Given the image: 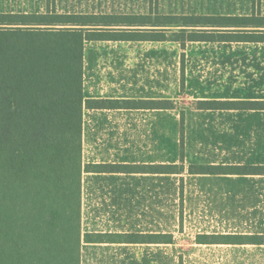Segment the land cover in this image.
I'll return each instance as SVG.
<instances>
[{
    "label": "trees",
    "instance_id": "obj_1",
    "mask_svg": "<svg viewBox=\"0 0 264 264\" xmlns=\"http://www.w3.org/2000/svg\"><path fill=\"white\" fill-rule=\"evenodd\" d=\"M177 0L118 10L0 12V264H80L84 171L180 174L182 165H83V109H171L166 99H86L84 49L96 41L264 42V0H222L219 12L176 11ZM200 109L264 110V100H200ZM183 158V157H182ZM181 158V160H183ZM131 172V171H130ZM197 174H264L263 165H192ZM224 236L204 235L199 242ZM264 243V236H235Z\"/></svg>",
    "mask_w": 264,
    "mask_h": 264
},
{
    "label": "crops",
    "instance_id": "obj_2",
    "mask_svg": "<svg viewBox=\"0 0 264 264\" xmlns=\"http://www.w3.org/2000/svg\"><path fill=\"white\" fill-rule=\"evenodd\" d=\"M101 42L115 45L92 46ZM119 42L127 41H96L85 46L84 97L118 102L155 100L145 95L143 69L136 63L121 61L119 54L129 47L116 45ZM109 55L110 60H105ZM160 111L124 106L84 108L83 165L172 164L154 154L146 159L139 154L144 149H154L153 141H146V122L155 114L160 115ZM248 111L264 114L263 110ZM253 138L257 139L256 132ZM248 139L246 145L254 148L256 143ZM156 140H160L159 134ZM192 165L195 164L189 166ZM207 165L247 164L234 161ZM188 173L198 178L215 176L216 189L207 190V194L209 198L216 197L219 204L209 208L185 207L183 224L182 216L177 219L176 208L162 205V197H166L162 195V178L174 174L138 168L84 171L80 264H264V243H241L235 239L264 236V174ZM204 235L224 238L212 243L199 242L198 237Z\"/></svg>",
    "mask_w": 264,
    "mask_h": 264
},
{
    "label": "rangeland",
    "instance_id": "obj_3",
    "mask_svg": "<svg viewBox=\"0 0 264 264\" xmlns=\"http://www.w3.org/2000/svg\"><path fill=\"white\" fill-rule=\"evenodd\" d=\"M130 3V0H56L55 7L123 11L130 8ZM171 7L199 13L235 11L222 0H177ZM261 7L264 12V2ZM45 9L46 0H0V12ZM96 44L108 46L114 42L92 46ZM116 45L129 47L119 54L122 62L136 63L143 69L146 97L166 99L173 105L150 117L148 125L146 122V141H153L154 149H144L139 154L145 159L154 154L165 163L182 165V173L162 178L161 190L166 196L162 197V205L176 208L177 219L182 216L184 224L185 207L209 208L219 204L216 197L209 198L207 194V190L216 189V177L191 176L190 164L234 161L264 164V114L198 108L200 100H264V42L198 41L181 47L169 41H127ZM105 60H110V55ZM248 138L256 143L254 148L246 145ZM232 147L242 150L233 151ZM201 189L205 192H200Z\"/></svg>",
    "mask_w": 264,
    "mask_h": 264
}]
</instances>
